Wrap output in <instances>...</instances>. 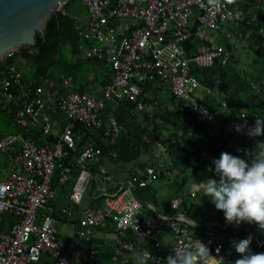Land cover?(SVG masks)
I'll use <instances>...</instances> for the list:
<instances>
[{
    "label": "built area",
    "instance_id": "2783aa9c",
    "mask_svg": "<svg viewBox=\"0 0 264 264\" xmlns=\"http://www.w3.org/2000/svg\"><path fill=\"white\" fill-rule=\"evenodd\" d=\"M80 2L85 6L87 17L86 22L78 23L76 27L77 35L86 45L83 49L79 47L82 55L106 64L111 70L110 81L100 98L75 90L69 75L61 74L60 91L47 90L41 85V78L25 79L26 65L18 61L8 65L0 78V100L14 109L12 122L26 135L0 138V156L5 157L9 171L0 179V215L16 218L9 231L0 232V264H38L44 256L52 264H99L96 250L80 249L73 241L61 245L49 204L56 195L51 186L52 178L60 169L58 183L66 184L72 181V168L78 169L68 194L69 200L76 205L82 201L94 176L105 182L111 181L100 150L90 145L78 149L73 127L75 124L84 127L105 125L110 142H114L122 127L116 117L106 114V109L128 101L135 104V111L143 112L146 108L143 85L146 83L157 80L168 84L175 100L187 104L199 120H210L220 111H227L235 133L255 143L261 141L248 135L244 128L245 123L252 127L255 117L247 116L239 122L238 114L229 108L225 93L217 87L201 84L191 72L193 69L226 67L231 52L224 41L231 44L242 37L237 22L241 13L227 0H224V8L214 7L209 0ZM63 5L58 10L64 13ZM207 100L215 110L210 109ZM103 112L105 115L101 118ZM237 125L241 131L236 130ZM36 128L44 139L53 136L52 142L36 143L30 137V131ZM70 152L75 155L71 164L65 165L62 160ZM238 153H241L239 148ZM145 172L146 180L135 183L137 176L134 175L132 179H126L117 192L101 195L102 206L84 209L76 237L89 241L94 229L111 221L122 237L113 249L117 259L122 255L143 253L145 264H156L157 261L165 264V258L171 252L200 240L218 260L223 242L214 239L216 226L226 230L229 224L196 222L190 227L194 221L178 210L186 199L196 198L199 194L192 188L170 199L171 213L158 212L149 204L152 213L144 217L143 203L134 192L156 180L152 168L147 167ZM163 231L171 237L165 245L158 240ZM249 236L261 247L259 237L264 238V232L254 228ZM227 240L232 243V239Z\"/></svg>",
    "mask_w": 264,
    "mask_h": 264
},
{
    "label": "trees",
    "instance_id": "16d2710c",
    "mask_svg": "<svg viewBox=\"0 0 264 264\" xmlns=\"http://www.w3.org/2000/svg\"><path fill=\"white\" fill-rule=\"evenodd\" d=\"M73 1L69 0L63 5L64 13L59 10L52 15L46 23L44 34L36 35L34 46L21 48L17 53L0 62V78L5 68L18 60L35 63L36 73L33 76L34 78L53 77L55 75L54 68L58 64L63 65L64 55L71 54L84 61L83 68L79 70H67L65 68L69 76L79 81L80 91H83L82 83L95 64L104 66V69L99 72L104 87L109 83L111 76L109 67L97 60L85 58L81 54L79 47L82 46L83 49L86 45L77 35V16L69 11ZM229 5L240 11L241 16L237 20L239 31L242 32V37L246 32H250L248 40L250 42L249 48L254 54L253 64L260 65L261 68L259 70L252 69L247 77L236 72L230 67V63L236 62L232 52L233 47L230 43L224 41L226 48L231 52L226 67L220 69L214 66L203 70L193 69L191 72L198 77L201 84H207L213 88L217 87L219 91L225 93L229 100V108L238 114L239 122H242L247 116H253L255 119L256 116L264 118V0H236L235 4ZM228 73H231L230 77ZM215 78L217 79L215 80ZM156 83L159 82L156 80L143 85L144 94L155 96L152 101L144 97L145 104L152 102L151 104L154 105L152 115L143 111L139 112L141 116H137V111L134 110L135 104L128 101L120 102L117 106L111 105L106 109V114L111 115L110 112H113L112 116L116 117L122 127L120 135L114 142H110V136L105 125L84 127L82 124H75L73 133L77 141V148L83 149L85 146L90 145L100 150L103 163L105 159L114 163L130 162L141 155L148 156V161H150L157 144L160 142L165 145V151L169 157V162L165 166L155 168L153 165L145 166V164H141L139 165V174L135 171H131L132 174L131 172L129 174L138 175L135 182L137 183L140 179L146 180L145 169L150 167L155 171V181L162 180L172 183L171 188L175 190V194L162 201V206L165 207L163 214H168L171 213L170 199L189 189L193 180L200 182L208 178H216L212 161L218 159L222 152L248 159L244 154L245 150H254L256 143L238 135L231 129L229 124L231 117L227 111H220L210 120H199L187 104L175 100L172 95H170L172 107H162V102L157 98L158 89L154 86ZM206 103L210 109H214L209 100ZM1 112L6 114L7 124L11 129L9 121H12L14 109L2 103ZM105 112L102 113L101 118H104ZM186 124L190 126V132L185 131ZM162 129H172L175 132L185 131L187 136L180 147H171L170 140H161ZM15 133L16 131L11 129L10 134ZM30 134V137L38 144H43L45 141L52 142L54 138L50 136L44 139L41 131L37 128L31 130ZM24 136L26 135L24 134ZM258 138L264 141V135ZM238 148L241 149V153H238ZM71 155L72 157H70ZM74 155L75 152H70V155L62 160L63 163L65 165L71 164ZM121 169L123 168L121 167ZM189 169H191V172ZM72 170L73 176L77 177L78 169L74 167ZM59 172L60 169L55 171L52 182H58ZM141 189L146 190V188ZM136 193L137 189L134 194L143 203V216L151 215L152 212L147 205L154 206L153 197H140ZM202 196L203 194L200 192L196 198L186 199L178 212L195 222L225 224L223 213L217 211L208 198ZM0 218H2V222L6 219L4 216ZM1 221L0 228L3 227ZM228 238L232 239V243L228 242ZM245 238H247V234L243 225L230 226L226 230H219V227L216 226L214 239L223 242L222 253L218 258L220 264H233L235 259L240 258L235 251V244ZM259 238L262 241L261 247L252 242L249 246L253 253H264V238ZM112 258L113 248L98 249L97 262L99 264H136V258L130 256L127 257L129 260L126 259L123 263L120 258H116L117 260H112Z\"/></svg>",
    "mask_w": 264,
    "mask_h": 264
},
{
    "label": "clouds",
    "instance_id": "9594fccd",
    "mask_svg": "<svg viewBox=\"0 0 264 264\" xmlns=\"http://www.w3.org/2000/svg\"><path fill=\"white\" fill-rule=\"evenodd\" d=\"M227 2L235 4L236 0ZM209 3L219 8L226 6L224 0H209ZM244 128L251 137H260L264 135V118L256 116L254 125L249 128L245 123ZM236 130L242 129L237 125ZM244 154L248 159L222 152L218 159L212 161L216 178L200 182L193 180L191 188L194 192H202V197L208 198L215 209L223 213L228 227L244 226L247 238L235 244V251L240 258L235 259L233 264H264V253H253L249 246L254 242L251 236L248 237L254 228L264 232V141H257L255 149L245 150ZM144 255L139 253L136 256L137 264H145ZM147 255L151 257L150 253ZM210 261L220 260L210 255L209 248L200 240L175 253L171 252L165 258V264H209Z\"/></svg>",
    "mask_w": 264,
    "mask_h": 264
},
{
    "label": "crops",
    "instance_id": "0c3cea01",
    "mask_svg": "<svg viewBox=\"0 0 264 264\" xmlns=\"http://www.w3.org/2000/svg\"><path fill=\"white\" fill-rule=\"evenodd\" d=\"M73 15L77 16L76 14H73ZM86 20H87L86 15H81L80 17L77 16V22L78 23H81V22L84 23V22H86ZM81 54H82V52H81ZM64 58H65V60L63 61V65L67 70H75V69L79 70V69L83 68V66H84L83 65L84 61H82L81 58H77L75 56H72L71 54H65ZM56 59H57V56H56ZM18 63L26 65L25 70H24V78L25 79L30 78V77L33 78V76H35L34 74L31 75L33 68L35 67V63L24 62L22 60H18ZM103 69H104V66L101 64L93 65L91 71L88 73V75L86 76V78L84 79V81L82 83L83 91L89 92L90 94H92L96 98L101 97L102 90L104 88V84H102L103 83L102 77L99 74V72ZM61 74L62 75H68L67 73L59 72V73L55 74L53 77H49V76L43 77L40 79L41 85L43 87H45V89H47V90H57V91L61 90V84H60ZM36 79H38V78L36 77ZM73 81H74V89L75 90H81L79 81L76 80V78L73 79ZM122 168L123 169H121V167H118V168H115L111 171L113 176H118L119 174H121V177L118 179H114L109 175L111 177V181L105 182L102 180V178H100L101 183H100V185H98V189L96 191V194H93L92 198L89 200V206H87L86 208L102 206L101 195H103L105 193L117 192L118 189L123 185V183L125 182L126 179H132V177L134 176V175H131L132 170L127 171V175L124 176L123 173L125 172V168L124 167H122ZM129 172H131V174H129ZM75 178H76V176H73V170H72V181H69L66 184H59L58 182H55V181L52 182V189L55 191L56 195H55V198L49 204L53 210V217L55 218V220L57 222V227L59 229L58 238H59V241H60L62 246H65L68 242L73 241L72 236H73V238L76 237V231L79 229L80 220L82 217L81 213L84 209H86V208H84L82 210H79V212H78L76 210L77 209L76 208L75 212H73L65 204L66 200L70 201L68 198V194L70 193V189H71L70 186H72ZM159 182H167V183H162L161 190H160L161 194H165L167 191H169L168 197L170 195L175 194V190H172V188H171V184H172L171 182L162 181V180ZM136 194H138V196H140V197L145 195V193H143V190L140 188H137ZM152 195L153 194H150V196L154 198V196H152ZM167 198L159 199V207H156L155 205H154L155 207L154 206L153 207L158 212L164 213L165 207L162 206V201L164 199H167ZM81 202L77 205L73 203V205L79 206L81 204ZM63 210H65L66 212H63ZM43 212L44 211L42 210L41 213H43ZM0 216H4L6 218V219H4L3 222L1 221L3 223V227H1L2 229L0 228V232L9 231L11 225L16 221V218L13 216L7 215V214L6 215H0ZM60 224L63 225L62 228H60ZM158 237H159V240L163 243V245L169 243L171 240L170 235L166 231H163L161 234H159ZM166 237H168V238H166ZM121 238L122 237H120V235L117 233L113 223L111 221H106L105 225H103L102 227H100L98 229L93 230L92 236L90 237L89 241L82 240L86 244H93L94 247H90V246L88 247V246H83V245H79V244H77V246L80 249H84V250H91L92 249V250H96V252L98 251V249L100 250V249H103L105 247L114 249L116 242L118 241V239H121ZM136 256L137 255H135V258H136ZM126 259H128L126 257V255H122L120 258L122 263L125 262ZM112 260H117V259L113 256ZM135 262L137 264V258H136ZM38 264H52V261L44 256L43 259ZM217 264H219V263L217 262Z\"/></svg>",
    "mask_w": 264,
    "mask_h": 264
},
{
    "label": "rangeland",
    "instance_id": "374dc122",
    "mask_svg": "<svg viewBox=\"0 0 264 264\" xmlns=\"http://www.w3.org/2000/svg\"><path fill=\"white\" fill-rule=\"evenodd\" d=\"M58 8L61 9V6H58ZM58 8L56 11H59ZM69 11L71 14H76L79 17L81 15H86L85 6L80 2V0H74L73 2H71V6L69 8ZM249 36H250V32H246L244 37H241L239 40H234L231 42V45L233 47L232 52L236 58V62L230 63V67L233 68L236 72L243 74L245 77H247V74L252 69L259 70L261 68L260 65H254L253 64L254 54L252 53L251 49L249 48V44H250V42L248 40ZM59 72L66 73V69H65L64 65L58 64L54 68L55 74H57ZM35 73H36V70H35V68H33L31 75H33ZM228 75L230 77L231 73H228ZM216 79L217 78H215V80ZM154 86H156V88L158 89L157 98L159 99V101L162 102L161 106L162 107L166 106L167 108H171L172 103L170 102V95L171 94H170L169 85L165 84V83H156ZM154 97L155 96H153L152 94H147L145 96V98L149 99L150 101H152ZM151 103L152 102L146 104V108L144 110V112L149 113V115H152L153 106H154ZM0 105L2 106L1 100H0ZM1 106H0V138L5 137V136H9V135H16L18 137L23 136L24 135L23 129L15 126L12 121H9V124L12 127L11 129H14L16 131V133L10 134L11 129H10L9 125L7 124L8 123L7 118L5 117L6 114L1 112ZM222 111H224V110H222ZM110 113H111V115L113 114V112H110ZM136 115L141 116V114L139 112H137ZM185 131L190 132V126L187 124H186V130ZM185 131H179V132L176 131L175 132L172 129H166V130L162 129V132H161L162 139L161 140L162 141L170 140L171 141V143H170L171 147H180L182 145L183 141L185 140L186 136H187V132H185ZM152 154L153 155L150 158L151 160L143 163V164H145V166L153 165L155 168H159V166H165L166 163L169 162L168 154L165 151V145L161 144L160 142H159V145H157L154 148V151ZM8 174H9V171H8V166L5 162V157L0 156V179H2L3 177H6ZM100 183H101L100 177L94 176L91 185L89 184L86 188V191L83 195V199H82L81 204L79 206H75V205H73V203L71 201L66 200L65 201L66 206L68 208H70V210L73 212H75L76 208H77L76 210L79 212V210H82V209L86 208L87 206H89V200L92 198L93 194H96V191L98 189V185H100ZM162 183H167V182L153 181L148 185L146 190L142 189L143 193H145L144 196H150V194H153V196H154L153 202H154V205L156 207H159V199L168 197L169 191H167L165 194L160 193ZM1 219H0V221H1ZM62 226L63 225L60 224V228H62ZM166 238H168V237H166ZM72 240H73V242H75L76 244H79V245L94 247L93 244H86L84 241H82L76 237L73 238V236H72ZM128 256H130L131 258H135V254H133V253L128 255ZM217 262L220 264V261H217ZM217 262L210 261L209 264H217Z\"/></svg>",
    "mask_w": 264,
    "mask_h": 264
},
{
    "label": "water",
    "instance_id": "95a60500",
    "mask_svg": "<svg viewBox=\"0 0 264 264\" xmlns=\"http://www.w3.org/2000/svg\"><path fill=\"white\" fill-rule=\"evenodd\" d=\"M69 0H0V62L5 61L15 50L29 48L35 45L36 35H43L47 21L55 13L59 4ZM149 160L141 155L130 162L114 163L104 160V167L108 175L114 179L111 171L124 167V176L127 171L140 173L139 165Z\"/></svg>",
    "mask_w": 264,
    "mask_h": 264
},
{
    "label": "bare ground",
    "instance_id": "6f19581e",
    "mask_svg": "<svg viewBox=\"0 0 264 264\" xmlns=\"http://www.w3.org/2000/svg\"><path fill=\"white\" fill-rule=\"evenodd\" d=\"M67 3V2H66ZM66 3H64V4H66ZM61 4H59L58 6H60ZM58 6H57V8H58ZM57 8H56V10H57ZM58 91H60V90H58Z\"/></svg>",
    "mask_w": 264,
    "mask_h": 264
}]
</instances>
